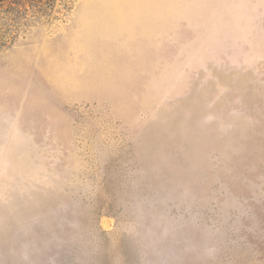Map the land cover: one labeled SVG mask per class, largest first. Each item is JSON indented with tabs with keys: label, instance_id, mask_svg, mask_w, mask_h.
<instances>
[{
	"label": "rangeland",
	"instance_id": "rangeland-1",
	"mask_svg": "<svg viewBox=\"0 0 264 264\" xmlns=\"http://www.w3.org/2000/svg\"><path fill=\"white\" fill-rule=\"evenodd\" d=\"M10 1L0 264H264V0Z\"/></svg>",
	"mask_w": 264,
	"mask_h": 264
},
{
	"label": "trees",
	"instance_id": "trees-1",
	"mask_svg": "<svg viewBox=\"0 0 264 264\" xmlns=\"http://www.w3.org/2000/svg\"><path fill=\"white\" fill-rule=\"evenodd\" d=\"M25 0H12L9 2L8 11L13 12L16 14V18L23 13L24 10H27Z\"/></svg>",
	"mask_w": 264,
	"mask_h": 264
}]
</instances>
